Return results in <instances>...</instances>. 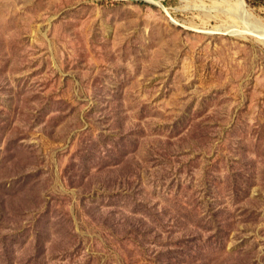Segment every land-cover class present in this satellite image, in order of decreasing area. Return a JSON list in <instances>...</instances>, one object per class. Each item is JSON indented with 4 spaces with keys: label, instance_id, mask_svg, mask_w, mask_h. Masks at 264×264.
<instances>
[{
    "label": "rangeland",
    "instance_id": "374dc122",
    "mask_svg": "<svg viewBox=\"0 0 264 264\" xmlns=\"http://www.w3.org/2000/svg\"><path fill=\"white\" fill-rule=\"evenodd\" d=\"M260 29L264 0H0V264H264Z\"/></svg>",
    "mask_w": 264,
    "mask_h": 264
},
{
    "label": "bare ground",
    "instance_id": "6f19581e",
    "mask_svg": "<svg viewBox=\"0 0 264 264\" xmlns=\"http://www.w3.org/2000/svg\"><path fill=\"white\" fill-rule=\"evenodd\" d=\"M251 24H252V23H251ZM252 25H253V24H252ZM254 25H255V24H254ZM254 25H253V26H254ZM256 25H257V23H256ZM262 26H263V25H262ZM254 27H255V26H254ZM256 27H257V26H256ZM260 27H261V25H260ZM256 29H258V28H256ZM261 29H262V28H261ZM261 29H260L259 32H258V30H257V34H258V37H260L261 39H264V31H262L263 29H262V30H261ZM254 33H255V32H254ZM263 41H264V40H263Z\"/></svg>",
    "mask_w": 264,
    "mask_h": 264
}]
</instances>
